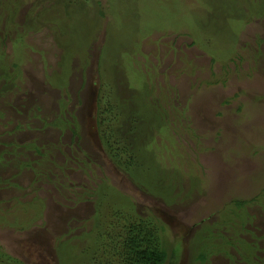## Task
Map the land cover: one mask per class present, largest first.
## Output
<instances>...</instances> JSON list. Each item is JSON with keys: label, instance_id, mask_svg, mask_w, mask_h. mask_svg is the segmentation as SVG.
<instances>
[{"label": "rangeland", "instance_id": "obj_1", "mask_svg": "<svg viewBox=\"0 0 264 264\" xmlns=\"http://www.w3.org/2000/svg\"><path fill=\"white\" fill-rule=\"evenodd\" d=\"M0 157V264H95L131 225L165 264H245L228 240L264 248V0H0Z\"/></svg>", "mask_w": 264, "mask_h": 264}, {"label": "trees", "instance_id": "obj_2", "mask_svg": "<svg viewBox=\"0 0 264 264\" xmlns=\"http://www.w3.org/2000/svg\"><path fill=\"white\" fill-rule=\"evenodd\" d=\"M2 160L3 159L0 157V163L3 162ZM252 202L264 205V193L260 196L254 197ZM247 204L248 203L245 200L236 201L238 209L232 207L229 210H225L221 217L226 219L228 216H232L233 214L236 215V210L240 211V209L245 208ZM249 213L250 212L246 214V218L248 220L252 221L253 218L257 219V215H251V213ZM238 215L241 216V213ZM244 219L240 220L239 225L237 226L244 227ZM236 229L237 228L235 227L234 230L236 231ZM201 233L203 234H201L199 239L200 251L197 259L200 261H205L208 255L214 252L211 249L215 247L210 246L212 243L210 242V239L213 238V232L211 231V228L205 224ZM118 240H116V242L112 241L104 243L102 244V247L97 242L90 244L92 247L91 250L93 252L92 257L96 256L95 264H105L104 259H107L105 250L106 248H111L113 255L112 258L109 259L108 264H165L168 260V253L166 249L156 240L154 231L144 232V229H140L138 226L131 225L129 231L125 232V236H121ZM242 240H240L239 243H235V240L229 239L228 242L232 247L235 248L236 253L240 258L243 259L245 264H264L260 263L264 262V259L260 258L255 253L259 249L264 251V248L258 247V243H246L244 240ZM119 245H121V247L118 248ZM208 247H211V249ZM116 255H119V257H117V261L113 263ZM83 261L88 264V260L86 261V259H83ZM252 261L253 263H251Z\"/></svg>", "mask_w": 264, "mask_h": 264}]
</instances>
